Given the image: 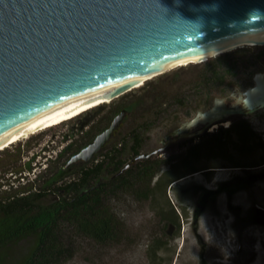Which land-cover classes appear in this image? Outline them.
I'll return each instance as SVG.
<instances>
[{"label":"rangeland","instance_id":"rangeland-1","mask_svg":"<svg viewBox=\"0 0 264 264\" xmlns=\"http://www.w3.org/2000/svg\"><path fill=\"white\" fill-rule=\"evenodd\" d=\"M262 55L264 45H239L228 52L193 58L124 91L110 103L10 144L0 150L1 195L8 187L15 191L35 179L43 185L88 139L107 127L122 107L129 113L107 148L90 162L76 163L60 182L78 180L82 168L106 160L113 146L122 148L120 159L130 163L135 158L132 146L137 143L132 133L136 129L141 153L160 148L167 134L199 111L211 110L215 100L238 103L253 87L249 72L264 73ZM189 107L187 115L181 113V119H174L176 112ZM250 120L257 133L250 150L237 134L227 135L224 143L214 149L206 147L194 159L200 171L166 190L146 197L141 184L111 193L107 202L117 221L116 239L99 243L65 224L63 233L73 255L59 264H264V164H260L264 145L258 143L260 137L264 142V111L251 114ZM201 126L199 122L194 129ZM214 128L216 133L218 128ZM187 153V143H182L153 159L167 169L172 159ZM104 166L101 181L114 172L113 164L105 161ZM206 224L214 231L203 232L204 237L221 234L225 244L206 247L199 236ZM224 226L225 232L220 231ZM159 240L153 257L151 247ZM34 243L29 238L6 250L5 264L21 263Z\"/></svg>","mask_w":264,"mask_h":264},{"label":"water","instance_id":"water-1","mask_svg":"<svg viewBox=\"0 0 264 264\" xmlns=\"http://www.w3.org/2000/svg\"><path fill=\"white\" fill-rule=\"evenodd\" d=\"M259 31H264V0H0V140L84 102L124 73L228 52V45ZM261 84L264 73L237 107L224 113L263 109L264 91L257 102L247 103ZM221 106L218 99L198 118L206 121L203 116ZM127 112L121 109L64 167L93 160ZM181 137L137 155L120 173L166 152Z\"/></svg>","mask_w":264,"mask_h":264},{"label":"trees","instance_id":"trees-1","mask_svg":"<svg viewBox=\"0 0 264 264\" xmlns=\"http://www.w3.org/2000/svg\"><path fill=\"white\" fill-rule=\"evenodd\" d=\"M226 130L229 131L228 128ZM256 135L257 133L250 125H245L239 132L244 143L243 147L247 149L248 139ZM139 136L140 131L136 129L132 133L137 143L136 146L135 144L132 146L134 157L141 153L138 145ZM225 139V136L203 139L183 158L172 159L167 169L163 167L165 165L163 162L159 163L151 157L139 160L122 173L120 172L128 165V162L120 159L122 148L113 146L109 148L106 160L91 167L82 168L78 180L60 182L62 177L76 165L65 168V162L43 185H38L35 179L28 185L18 186L15 191L7 190L9 187L6 188L2 195L0 193V264H5L6 250L29 238L35 239L34 246L19 264H59L73 255L63 233L65 224L99 243L116 239L117 221L107 202L111 193L141 184H144L142 193L146 197H150L151 194L163 188L166 190L174 182L200 171L201 169L194 165V159L200 157L202 150L206 147L214 149L224 143ZM91 140V138L88 139L86 143L88 144ZM109 143L110 141L104 148H107ZM258 143L264 145L261 137L258 138ZM262 160L260 164H264V156ZM105 161L114 165V172L111 178L101 181L100 176L104 172ZM98 178L96 183H92ZM47 198H50L48 202H46ZM232 224L230 223V226ZM225 229L224 226L220 228V231L225 232ZM212 230L214 231L206 224V228L199 232L206 247L218 243L225 244L224 235L223 237L221 234L216 237L210 235L212 238L204 237L203 232ZM160 243L159 240L151 247L153 257L157 255ZM223 264L229 263L223 262Z\"/></svg>","mask_w":264,"mask_h":264},{"label":"bare ground","instance_id":"bare-ground-1","mask_svg":"<svg viewBox=\"0 0 264 264\" xmlns=\"http://www.w3.org/2000/svg\"><path fill=\"white\" fill-rule=\"evenodd\" d=\"M241 38L242 39H238L241 41H235V43H232L234 45H228V46L229 47L232 46V48H234L239 45H247V46L248 45L249 46L264 45V31L253 32ZM229 47H226V48H229ZM198 57H200V55L198 56L196 55V56L189 57V58H184L181 60H170V61L161 62L158 64L145 66L140 69L124 73L112 79L105 87H103L100 91L95 93L93 96H91L84 102L72 108H69L55 116H52L46 120H43L35 125H32L20 132H17L5 139L0 140V150L10 146V144L16 141H20L22 139L28 138L33 134H37V132L60 125L98 106H101L108 102L110 103L115 98L118 97V95L114 96V94H116L119 90L122 89V91L119 93V94H122L124 91H128L130 89L139 87L145 84L148 80L153 79L154 77L159 76L174 67L176 68V66H179L188 60H191L193 58L196 59ZM263 91H264V84H261L258 91H254L249 95L247 99V103L253 104L257 102V100L259 99ZM213 114L214 113L212 112L210 114L204 115L203 119H212ZM216 126L217 125H215V127Z\"/></svg>","mask_w":264,"mask_h":264},{"label":"flooded vegetation","instance_id":"flooded-vegetation-1","mask_svg":"<svg viewBox=\"0 0 264 264\" xmlns=\"http://www.w3.org/2000/svg\"><path fill=\"white\" fill-rule=\"evenodd\" d=\"M264 56V55H262ZM250 75V80L249 82H252V85L255 86L256 85V77L258 74H253L252 72H249ZM249 89V88H248ZM241 98L246 97V94L244 93L242 96H240ZM240 98V99H241ZM224 106L218 107L217 109L214 110V114L212 115V119H206V121H202L198 118V116L200 115V111L198 112V116L192 118V119H186L181 126L176 127L174 130H172L169 134H167L166 139L163 141L162 146L164 145V142L174 136H182L181 138L177 139L176 141L172 142L168 149L172 148L173 146L179 145V144H184L187 143V150L189 151L192 147H194L195 145H197L200 141H202L203 139H209L207 137H221V136H226L227 135H231V134H237L239 136V132L242 128H244L245 125H250L252 128V124H251V120H250V115L251 114H240V113H235V114H225L224 111L228 108H236V104H228L226 101H224ZM218 100L214 101L213 104V108H215V106L217 105ZM243 103H239L238 106H242ZM124 107H122L121 109H123ZM212 108V109H213ZM128 109V108H127ZM191 107L186 108L184 110H180L178 112H176V115L174 117V119H181V117L179 116L181 113L183 115H187L190 111ZM246 110L249 109V107L245 108ZM218 113H216V112ZM257 112H261L262 110H258ZM129 113V109L128 112ZM256 113V112H255ZM254 114V113H253ZM229 121V122H228ZM202 123V126L200 129H194V126L198 123ZM215 125H217L216 127L218 128L217 132L215 133L214 131V127ZM226 128L229 129V131L226 130ZM202 129H204V131L201 134L196 135L195 133H198L199 131H201ZM254 129V128H253ZM117 132V131H116ZM240 138V136H239ZM241 139V138H240ZM248 143L246 144L247 149L246 150H250L249 148V144L253 143V137L251 139H248ZM161 146V147H162ZM166 150V151H167ZM140 151V148H139ZM141 152V151H140ZM141 154V153H140ZM138 162V161H137Z\"/></svg>","mask_w":264,"mask_h":264},{"label":"built area","instance_id":"built-area-1","mask_svg":"<svg viewBox=\"0 0 264 264\" xmlns=\"http://www.w3.org/2000/svg\"><path fill=\"white\" fill-rule=\"evenodd\" d=\"M262 111H264V108H263V110Z\"/></svg>","mask_w":264,"mask_h":264}]
</instances>
